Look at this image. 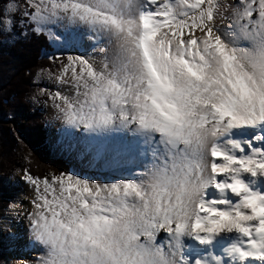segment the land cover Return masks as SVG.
I'll return each mask as SVG.
<instances>
[{
	"label": "snow or ice",
	"instance_id": "obj_1",
	"mask_svg": "<svg viewBox=\"0 0 264 264\" xmlns=\"http://www.w3.org/2000/svg\"><path fill=\"white\" fill-rule=\"evenodd\" d=\"M0 35L51 50L66 164L23 172L15 264H264V0H7Z\"/></svg>",
	"mask_w": 264,
	"mask_h": 264
},
{
	"label": "trees",
	"instance_id": "obj_2",
	"mask_svg": "<svg viewBox=\"0 0 264 264\" xmlns=\"http://www.w3.org/2000/svg\"><path fill=\"white\" fill-rule=\"evenodd\" d=\"M7 0H0V6ZM0 35V212L8 205L5 181L14 164V151L19 148L27 157V171L43 176L47 170L59 171L66 164L48 157L43 113L31 109L28 101L34 90L32 76L49 61L43 55L48 48L43 37L19 38L9 45Z\"/></svg>",
	"mask_w": 264,
	"mask_h": 264
},
{
	"label": "rangeland",
	"instance_id": "obj_3",
	"mask_svg": "<svg viewBox=\"0 0 264 264\" xmlns=\"http://www.w3.org/2000/svg\"><path fill=\"white\" fill-rule=\"evenodd\" d=\"M19 38H12L11 36L8 35H3V38L1 39V42L5 45H9L13 43L15 40ZM32 83V82H31ZM34 90L31 93L30 97L28 98V101L31 105V109L35 110L38 109L43 113V118L41 119L42 124H43V129H44V137H45V143L47 145V149L49 151L48 157L51 159H57L61 160L65 163L63 159H61L58 155H56L53 151L50 150L49 148V135L51 134V131H53L54 128L58 126V122L52 120V111L50 108H46L43 103H36L33 102L31 97L33 94L37 91V86L32 83ZM40 87L47 86L48 88H53L54 86L52 84H41L39 85ZM38 99H43L38 98ZM27 157L25 156L22 151L17 148L14 151V164L12 166V170L9 173V176L7 177L5 181V185L7 187V194L9 195L8 197V205L9 203H17L26 201L27 203L29 202L27 198H30L32 196V191L28 187V185L21 179V176L25 170H27ZM51 170H47L46 173L50 172ZM23 198V199H21ZM8 205L5 206L1 212H0V220L4 217V215L7 212ZM11 249L9 248V243H8V232L3 228V226L0 225V264H14L13 259L9 256ZM17 254H20L21 252L17 250H13ZM29 253V252H28ZM29 257V256H27Z\"/></svg>",
	"mask_w": 264,
	"mask_h": 264
},
{
	"label": "bare ground",
	"instance_id": "obj_4",
	"mask_svg": "<svg viewBox=\"0 0 264 264\" xmlns=\"http://www.w3.org/2000/svg\"><path fill=\"white\" fill-rule=\"evenodd\" d=\"M54 130L51 131V134L49 135V139H54ZM23 199V198H21ZM14 204H18L19 207L17 209V211L19 212H23L26 208L30 209L31 205L29 204V202L27 203L26 201L23 200V202H17ZM7 219L10 221V228L12 229L13 232H15L18 236L22 237L21 239L15 241L14 243H10L9 239H8V243H9V248L11 249L9 256L13 259V262L15 264V261L19 258H27V256L30 255V253H28L27 250H24L22 248L23 244L27 241V233L25 230V221L23 216H19V217H12L8 208H7V212L4 215V217L1 219ZM2 226V225H1ZM13 250H17L19 252H21L20 254H17L16 252H14Z\"/></svg>",
	"mask_w": 264,
	"mask_h": 264
}]
</instances>
